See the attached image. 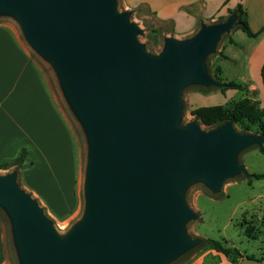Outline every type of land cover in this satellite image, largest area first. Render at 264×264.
<instances>
[{
    "label": "water",
    "instance_id": "1",
    "mask_svg": "<svg viewBox=\"0 0 264 264\" xmlns=\"http://www.w3.org/2000/svg\"><path fill=\"white\" fill-rule=\"evenodd\" d=\"M37 56L54 69L88 142L82 218L61 235L39 201L0 174V208L8 216L20 264H171L204 239L187 224L198 215L187 189L213 194L240 174V154L264 147V135L241 134L232 121L206 130L182 124L183 92L222 88L207 67L238 14L190 38L168 36L152 54L144 31L118 0H0Z\"/></svg>",
    "mask_w": 264,
    "mask_h": 264
},
{
    "label": "crops",
    "instance_id": "2",
    "mask_svg": "<svg viewBox=\"0 0 264 264\" xmlns=\"http://www.w3.org/2000/svg\"><path fill=\"white\" fill-rule=\"evenodd\" d=\"M125 3L127 7H137L131 0ZM238 5L246 13L252 31L260 34L256 38L248 37L252 41L246 49L237 41L230 46L246 54L249 69L261 77L264 0H186L178 8L184 26L169 36L187 38L202 22L209 24L225 18ZM242 84L252 91L253 83ZM259 85L264 98L262 79ZM251 100L259 102L260 99ZM24 149L27 157L18 175L21 187L55 218L65 220L76 215L80 210L77 191L83 157L75 125L55 92L50 73L35 57L19 26L9 19H0V164L15 160ZM186 264L232 262L220 253L207 250L197 253Z\"/></svg>",
    "mask_w": 264,
    "mask_h": 264
},
{
    "label": "rangeland",
    "instance_id": "3",
    "mask_svg": "<svg viewBox=\"0 0 264 264\" xmlns=\"http://www.w3.org/2000/svg\"><path fill=\"white\" fill-rule=\"evenodd\" d=\"M131 1L135 3L137 7H127L125 0H118V10L120 12H130V21L137 23L144 31L143 35L138 36L139 41L145 44L146 49L150 53L159 54L163 50L164 39L168 37L169 34L181 30L184 26L178 16V8L181 4H185L186 0ZM148 2L151 4L150 6L146 4ZM229 15L230 14H228V16ZM227 17L225 16V18ZM0 19L14 21L9 17H0ZM218 20L216 22H210L209 24L217 23ZM200 28V25H198L192 35L187 38L195 35ZM236 41L245 46L246 49L250 46V41L252 40L248 38L242 30L234 27L229 34H225L222 37L215 53L208 57L207 67L211 76L220 77L223 82L234 81L242 84L246 81L248 84L253 83L254 86L252 91L248 90L246 86L243 91L222 90L221 88H208L198 85L190 86L183 92L184 113L182 124L185 125L193 120H197L195 116L191 114L193 109L214 105L231 107L234 102L244 97L260 99L258 100L259 102H261L262 99V103H257L261 104V107H259L264 110V98H262V90L259 85L261 82L260 74L256 71L254 73V71H251V68L249 69V62L245 60L246 54L240 52L238 48L230 46ZM238 56L240 60L236 59ZM35 57L39 59L42 66L50 73L55 92L59 95L64 108L73 121L82 146V177L77 191V196L80 201V210L76 215L61 220L48 213L47 208L40 204L44 212L53 220L56 230L61 235H64L84 214V180L88 158V142L82 125L73 114L63 96L53 67L37 56V54H35ZM199 123L206 130L213 128L202 124L200 121ZM257 127L258 126H252L249 133L255 132L258 129ZM235 129L241 132L243 130L241 125H235ZM239 161L246 167L250 175L264 174V154L260 152L258 148L251 147L244 150L240 154ZM12 171L13 169L0 170V174H8ZM247 179L248 178L244 174H240L228 180L222 191L218 194H213L203 183H196L190 186L186 191V201L198 217L187 224V231L193 238L222 241L228 246L237 248L245 256L249 255L255 258V260L244 258L240 260L238 264H263L264 180H252L251 185H249ZM18 183L22 186L20 177H18ZM44 183H42V186H44ZM247 223L256 227L257 239H251L247 236ZM201 251H207V249L203 247L195 248L171 264H186ZM0 264H20L13 241L10 220L1 208Z\"/></svg>",
    "mask_w": 264,
    "mask_h": 264
},
{
    "label": "trees",
    "instance_id": "4",
    "mask_svg": "<svg viewBox=\"0 0 264 264\" xmlns=\"http://www.w3.org/2000/svg\"><path fill=\"white\" fill-rule=\"evenodd\" d=\"M236 12L238 14L239 24L235 26L236 28L242 30L248 37L256 38L260 32H253L247 19L246 13L243 11L241 5L230 11L229 14ZM224 18H220L218 22L224 21ZM217 22V23H218ZM209 71V70H208ZM211 75V74H210ZM214 80L221 82L224 86L221 88L222 90H244V86L241 83H237L234 81L223 82L220 77L211 76ZM261 79L262 85L264 89V64L261 69ZM191 114L195 116L197 120H199L202 124L208 127H219L225 124L228 121H232L233 125H241L243 130L238 131L241 134H254V135H264V110L259 107L257 102L252 101L249 97H244L233 103L231 107H226L224 105H214V106H202L191 111ZM252 126H258L257 130L253 133H249ZM264 154V147L259 148L254 145ZM27 157V151L24 149L21 155L15 160L0 164V170H9L14 167L13 170L18 172L25 162ZM241 164V163H240ZM252 180H264V174H251L248 177L247 182L251 185ZM256 227L250 223H247L246 234L251 239H257ZM206 248L207 250H212L217 253L224 255L227 259H229L232 264H236L237 261L241 258H247L249 260H255L254 256L244 255L237 248L228 246L222 241L214 240V239H204V243L197 246ZM195 249V248H194ZM192 251V250H191ZM264 264V259H262Z\"/></svg>",
    "mask_w": 264,
    "mask_h": 264
}]
</instances>
